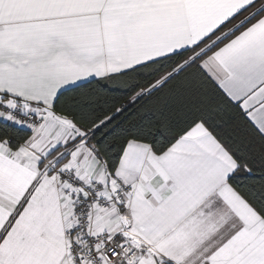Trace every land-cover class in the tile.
I'll return each instance as SVG.
<instances>
[{
	"label": "snow or ice",
	"instance_id": "1",
	"mask_svg": "<svg viewBox=\"0 0 264 264\" xmlns=\"http://www.w3.org/2000/svg\"><path fill=\"white\" fill-rule=\"evenodd\" d=\"M0 264H264V0H0Z\"/></svg>",
	"mask_w": 264,
	"mask_h": 264
}]
</instances>
